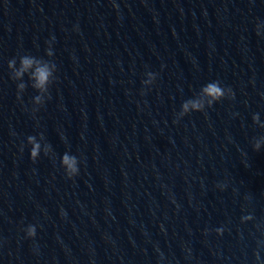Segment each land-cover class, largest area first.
Listing matches in <instances>:
<instances>
[{"label": "water", "instance_id": "water-1", "mask_svg": "<svg viewBox=\"0 0 264 264\" xmlns=\"http://www.w3.org/2000/svg\"><path fill=\"white\" fill-rule=\"evenodd\" d=\"M261 21L264 0H183L82 264H264V150L252 147L264 136L252 120L264 121ZM215 79L235 98L174 123Z\"/></svg>", "mask_w": 264, "mask_h": 264}, {"label": "clouds", "instance_id": "clouds-1", "mask_svg": "<svg viewBox=\"0 0 264 264\" xmlns=\"http://www.w3.org/2000/svg\"><path fill=\"white\" fill-rule=\"evenodd\" d=\"M112 4L113 7L119 8L116 0H112ZM256 34L258 37H264V21L256 24ZM54 41L55 37L53 36L48 42L45 52L47 58L25 53L18 57H13L8 61L11 79L16 82L17 86V99L23 102V95L29 87L36 93L31 101L34 105L32 109L33 112L38 111L49 99H51L50 88L56 80V73L58 71L57 65L53 61L55 55ZM73 59H75V57H73ZM145 77L146 78L142 80V84L145 88L150 89L157 83V73L147 71ZM234 98L235 93L231 87L225 86L219 79L209 80L201 85L198 91H194L192 96L182 101L180 109L175 115L174 123L179 124L181 120L190 116L192 113H206L208 109L213 108L225 99ZM252 120L260 128H264V121L261 120L259 113L253 114ZM27 145L29 146L30 159L33 162L39 160L42 155L49 158L56 156L52 145L45 142L43 132L28 136ZM252 147L253 150L257 152L264 150V136L255 138ZM21 151H23V148H21ZM59 163L68 179L74 180L80 175L82 160L78 155L71 152L70 149L60 155ZM217 187L223 191L226 189L227 184L220 183ZM61 215H65L63 209L61 210ZM252 219L253 216L249 214L242 217V222H248ZM37 229L38 226L35 224L27 225L24 229L25 237L34 240L37 236ZM215 232L218 236H223L224 228H216ZM257 259H260L259 253H257Z\"/></svg>", "mask_w": 264, "mask_h": 264}]
</instances>
